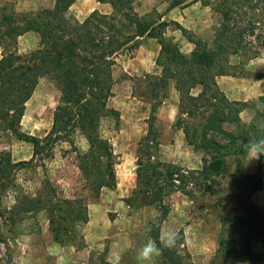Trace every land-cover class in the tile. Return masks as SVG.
Returning a JSON list of instances; mask_svg holds the SVG:
<instances>
[{
	"label": "trees",
	"instance_id": "obj_1",
	"mask_svg": "<svg viewBox=\"0 0 264 264\" xmlns=\"http://www.w3.org/2000/svg\"><path fill=\"white\" fill-rule=\"evenodd\" d=\"M95 1L109 4L111 13L101 14L95 10L82 22L71 21L66 12L76 0H56L52 10L25 17L22 25L5 17L11 40L32 32L38 35L41 48L31 54L29 64L14 66V61L22 59L15 54L0 60V133H9L32 146L28 161L13 162L9 153L0 152V189L12 185L13 171L35 167L52 158L58 143L68 142L75 148L72 137L76 132H80L88 144L86 153H77L76 164L89 195L98 198L103 188H115L113 147L99 133L103 118L114 116L119 119L117 111L107 108V101L112 96L111 69L115 56L129 44L151 38L160 47L155 64L162 74L151 84L157 103L141 143L144 159L138 161L137 185L125 203L130 207L158 206L164 219L168 213L164 204L166 192L174 189L189 199L194 198L195 189L207 188L203 192H209L210 185L217 184L216 178L227 171L229 158H245L241 142L247 143L258 135L253 117L248 124H243L240 119V114L245 109H253L255 102L228 100L218 88L216 79L243 76L232 69L231 58L242 56L246 61L257 58L259 44L264 42V0H222L215 7L222 23L214 33L212 46L172 22L193 45L189 54H183L177 44L164 38L167 22L134 14L132 5L136 0ZM195 1L168 0V5L173 9ZM248 37L253 40H247ZM39 77L48 78L60 93L51 127L43 138L20 130L25 103ZM170 82H174L180 95L174 126L182 130L189 146L209 157L204 158L201 170L190 171L151 161L150 143L157 146L153 132L154 112L167 97ZM194 89H199L196 96L192 94ZM257 100H264V95ZM198 115H201V122L196 127L184 120V116L194 118ZM224 124L233 126V130H225ZM263 158L253 173L242 176L245 188L251 187L250 195L263 188ZM237 167L243 169L242 162L237 161ZM208 182L210 188L206 187ZM43 185V192L29 203L37 210L47 212L53 240L62 244L76 222L87 221L86 204L82 198H59L48 179ZM248 205L250 207L252 203ZM245 209L251 219H244L234 212L219 215L221 231L214 264L217 261V264L264 263V221L258 220V208ZM160 232L159 224L149 223L148 235L158 245ZM178 233L180 239L175 248L161 245L160 264H189L190 256L184 250V232L179 230ZM255 240L261 245L259 254L252 248Z\"/></svg>",
	"mask_w": 264,
	"mask_h": 264
},
{
	"label": "rangeland",
	"instance_id": "obj_2",
	"mask_svg": "<svg viewBox=\"0 0 264 264\" xmlns=\"http://www.w3.org/2000/svg\"><path fill=\"white\" fill-rule=\"evenodd\" d=\"M221 1L196 0L187 6L169 9L168 0H136L132 7L137 17L167 22L164 38L177 44L183 54H189L193 45L172 22H177L195 38L212 46L214 33L222 23L220 13L215 11ZM55 2L0 0V60L15 54L22 59L14 61V66L29 64L31 54L41 48L38 35L32 32L11 40L7 35L9 26L4 21L5 17L22 25L25 17L52 10ZM95 10L110 14L112 8L109 4L96 5L95 0H76L66 12V17L82 22ZM247 40L252 41L253 38L248 37ZM141 42L144 45L137 44ZM259 45L255 59L231 58L232 69L243 76L217 78L218 88L228 100L251 104L264 95V42ZM159 50L156 40L144 38L136 44H129L114 58L112 96L107 101V108L117 111L119 119L114 116L103 118L99 133L113 147L115 188H103L98 198L87 192L76 164L77 153L84 154L88 150L87 141L80 132L72 137L75 148L68 142L58 143L52 151V158L37 163L35 167L13 171L12 185L0 189V264H141L137 251L150 238L149 223L160 225V236L171 230H183L189 264H214L221 231L219 215L234 212L244 219H251L245 207H256L260 210L258 220L264 221V179L262 190L253 195H250L251 187L243 185L242 176L253 173L258 165V161L249 162L247 156L244 159L229 158L227 171L216 178L217 184L210 185V188L208 182L209 192H203L207 188L195 189L193 199L174 189L166 192L164 204L168 213L164 219L158 206L130 207L125 203L137 185L138 161L144 159L141 143L157 103L151 84L162 74L161 68L155 64ZM166 92L167 97L161 100L154 112L153 132L157 146L150 143L151 161L190 171L201 170L204 158L209 157L189 146L182 130L174 126L180 100L174 82H170ZM198 93L199 89L192 91L194 96ZM59 98L60 93L54 84L46 77H39L25 103L21 132L43 138L51 127ZM252 110L248 108L240 114L243 124L252 119ZM200 117L184 116V120L196 127L201 122ZM223 127L233 130V126L228 124ZM0 152L9 153L13 162L28 161L32 156V146L9 133H0ZM237 161L242 162L243 169L237 167ZM46 179L59 198H82L86 204L87 221L76 222L62 244L53 240L47 212L37 210L29 203L43 192ZM250 202L252 205L249 207ZM252 248L255 253H261L258 240L252 243ZM160 261L159 256L155 264H160Z\"/></svg>",
	"mask_w": 264,
	"mask_h": 264
},
{
	"label": "clouds",
	"instance_id": "obj_3",
	"mask_svg": "<svg viewBox=\"0 0 264 264\" xmlns=\"http://www.w3.org/2000/svg\"><path fill=\"white\" fill-rule=\"evenodd\" d=\"M253 123L257 130V136L241 142L243 150L249 160L259 161L264 157V100H257L253 108ZM160 244L149 238L137 251V259L141 264H155V259L161 255V245L167 248H175L180 239L179 233L175 230L162 233Z\"/></svg>",
	"mask_w": 264,
	"mask_h": 264
},
{
	"label": "crops",
	"instance_id": "obj_4",
	"mask_svg": "<svg viewBox=\"0 0 264 264\" xmlns=\"http://www.w3.org/2000/svg\"><path fill=\"white\" fill-rule=\"evenodd\" d=\"M96 5H99V6H100V5H104V4H100V3L96 2ZM140 40H143V39H140ZM139 45H140V46H141V45H144V43L142 44V42H141V44H139ZM216 80H218V79H216ZM216 83H217V81H216ZM263 210H264V209H263Z\"/></svg>",
	"mask_w": 264,
	"mask_h": 264
}]
</instances>
